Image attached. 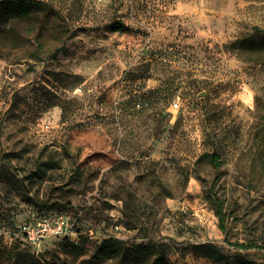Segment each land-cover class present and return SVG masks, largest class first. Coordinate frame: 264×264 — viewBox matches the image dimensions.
<instances>
[{
    "label": "rangeland",
    "instance_id": "1",
    "mask_svg": "<svg viewBox=\"0 0 264 264\" xmlns=\"http://www.w3.org/2000/svg\"><path fill=\"white\" fill-rule=\"evenodd\" d=\"M38 1L63 42L24 25L0 39V264H89L106 237L264 264V0ZM33 211L93 229L86 253L17 243Z\"/></svg>",
    "mask_w": 264,
    "mask_h": 264
},
{
    "label": "trees",
    "instance_id": "2",
    "mask_svg": "<svg viewBox=\"0 0 264 264\" xmlns=\"http://www.w3.org/2000/svg\"><path fill=\"white\" fill-rule=\"evenodd\" d=\"M58 18L59 13L52 10L48 4L38 0H0V39H4V36L13 37L12 27L24 25L33 32L34 30L36 31V38L39 42H42V40H49V42L52 41L55 44L60 42V40L63 42V29L57 23L52 24L57 22ZM109 30L112 32H124L127 28L120 22H113ZM24 35L27 36L29 33ZM14 37L18 38V34L16 33ZM262 37H264V31H262ZM54 43H52L53 46L49 50L57 46ZM255 138H259V141H264V124L258 127ZM205 156L212 166L218 167L220 165V158L217 153L212 152ZM45 165L47 164L37 163L31 171L32 176L41 178L43 166ZM214 209L216 216L219 218L220 228H222L223 215L221 207L215 205ZM86 238L83 237L78 245H74L66 238L59 240L67 243L76 251L77 255H82L86 253L83 247V240ZM17 243L21 244L22 242L18 240ZM22 244L27 246L24 243ZM192 248L198 255L218 264H251L250 261L239 254L234 255L232 258L226 256L212 243H199ZM102 261H113L114 264H175L168 259L163 244L138 243L125 245L114 237L103 238L94 246L86 260L89 264H99Z\"/></svg>",
    "mask_w": 264,
    "mask_h": 264
},
{
    "label": "built area",
    "instance_id": "3",
    "mask_svg": "<svg viewBox=\"0 0 264 264\" xmlns=\"http://www.w3.org/2000/svg\"><path fill=\"white\" fill-rule=\"evenodd\" d=\"M13 235L28 247L37 250L51 239L66 238L74 245H78L83 237L91 238L94 230H81L77 219L62 212L46 214L33 211L17 226Z\"/></svg>",
    "mask_w": 264,
    "mask_h": 264
}]
</instances>
